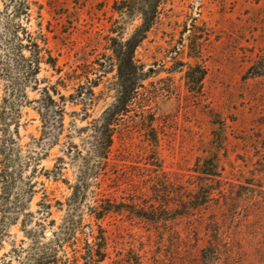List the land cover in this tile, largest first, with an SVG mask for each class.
Returning a JSON list of instances; mask_svg holds the SVG:
<instances>
[{
	"label": "rangeland",
	"instance_id": "1",
	"mask_svg": "<svg viewBox=\"0 0 264 264\" xmlns=\"http://www.w3.org/2000/svg\"><path fill=\"white\" fill-rule=\"evenodd\" d=\"M132 39L149 77L114 127L104 163L92 152L94 119L113 100ZM195 64L204 77L193 88L184 71ZM52 86L80 96L59 101L61 123L43 125L33 100ZM150 113L156 146L143 122ZM212 153L219 175L207 182L193 169ZM157 161L173 185L218 190L155 223L127 210L94 217L102 199L133 201V211L163 200L151 186ZM247 183L264 188V0H0V264H73L99 226V264H201L213 216L240 264H264V237L223 217V197ZM221 254L213 263L227 264Z\"/></svg>",
	"mask_w": 264,
	"mask_h": 264
},
{
	"label": "trees",
	"instance_id": "2",
	"mask_svg": "<svg viewBox=\"0 0 264 264\" xmlns=\"http://www.w3.org/2000/svg\"><path fill=\"white\" fill-rule=\"evenodd\" d=\"M150 24V17L145 18L143 32L150 27ZM137 42L138 40L133 39L128 42L125 57L117 70L118 82L116 83L117 87L115 89L113 100L103 109L100 115L94 119L97 129L95 135L93 136L94 143L92 145V152L96 157H100L104 163L108 161L109 151L113 143L114 127L118 124L120 117H122V115L128 110L129 104H131L136 98L137 87L142 86V81L149 77V72L144 70L143 65L137 64L133 57L134 48L137 45ZM51 62L52 68L57 72L60 71V69L56 67L55 62ZM108 68L107 71L104 70L103 72L113 70L114 63L112 60L108 63ZM251 68L252 67H250L249 70ZM203 77L204 69L199 64L188 65L187 69L184 71V78L189 87H199ZM58 80L59 83L64 84V80H62V78H59ZM91 84L92 87H94L98 85V82L97 80H91L90 87H88L84 92V95H87L84 97H86L89 102L93 100ZM56 95L58 96L55 97ZM73 95H75V97L80 96V94L78 95V93H75L66 97L61 95L55 86L50 88L44 87L39 97L33 100L35 104L34 109L39 114L42 124H48L50 121L61 123L63 108L59 101L73 98ZM75 97L71 100V102H74V104H82L80 101L81 97L79 99ZM144 121H146L144 124L147 126V141L151 145L156 146L158 138L155 128L152 125L154 121V114L150 113L148 115V119H143V122ZM216 159L217 157L214 153H212L209 157L198 159L195 163L193 171L197 172V176L203 178L204 181L207 180L208 182L211 179L215 182L216 177L219 175V165ZM153 165L155 166V181L151 186H160V198H163V200L155 199L157 204L150 203L146 208L149 210L143 209L141 211H133V205L135 204L133 201L131 203L114 204L109 200L104 202L103 199L101 201H98L97 199L98 204L90 209V211L94 213V217L96 219H102L107 213H111L113 211L118 213L127 210L155 223L160 220L174 218L178 214L185 215L191 209L207 203L212 198V190H215L216 188H205L204 186H206V183L204 186L200 185L203 187L200 188L199 186V190L187 191L186 185L180 184L177 186L175 183L174 185L172 184L166 173L163 171L160 161H157V163ZM201 192L202 195L200 197ZM155 196L156 198H159L160 195L156 194ZM223 200L226 205V213L223 214L224 218L230 217L229 219L231 221L234 219L238 222L239 226H241L242 223L245 224V222H248L247 227L250 226L252 232L261 235V238L264 237L263 186L253 183L236 186L233 191H230L225 197H223ZM168 204L171 205L168 206ZM180 208L184 210V213H180ZM165 213H170L171 215L169 217H165L166 215L163 216ZM211 222L212 223H209L210 238L206 246L201 250V264H215L213 262L221 261V252H224L227 264H240L241 261L239 260L241 259H239L240 257L237 255L238 251H233L234 249L230 246V242L226 241V233L228 234L227 230L225 229V232L223 233L220 227L221 224L218 223L219 221L216 217L213 216ZM96 232L97 233H94L93 231L91 232V242H88L86 239V242L84 243L86 245L84 248H81L84 250H79L81 254L77 252L76 255L73 256V264H77L80 258L84 260L85 264H99L105 259L106 238L100 226ZM234 256L237 257H235V261Z\"/></svg>",
	"mask_w": 264,
	"mask_h": 264
}]
</instances>
